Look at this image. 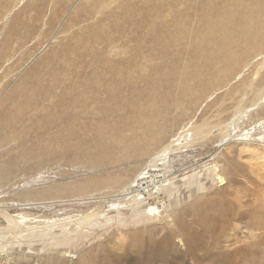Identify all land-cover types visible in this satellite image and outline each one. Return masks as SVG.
I'll list each match as a JSON object with an SVG mask.
<instances>
[{"label":"rangeland","instance_id":"obj_1","mask_svg":"<svg viewBox=\"0 0 264 264\" xmlns=\"http://www.w3.org/2000/svg\"><path fill=\"white\" fill-rule=\"evenodd\" d=\"M220 3L218 0H0V114L7 108L15 111L17 105L35 97V104L39 105L35 111L32 108L16 112L17 119L0 126V173L6 170L7 174L0 177V205L22 204L17 196L23 191L69 186L90 177L92 171L84 162L86 157H97L91 139L101 116L93 112L88 96L97 94L113 108L112 115H108L111 124L129 125L141 119L143 108L158 109L167 118V136L192 116L208 124L214 123L215 118L217 124L228 121L238 100L235 89L242 78L216 82L221 62L204 70L195 60L196 55L211 52L204 43L203 29L205 22L211 20L210 11L216 10V4ZM194 71H198V80L192 76ZM65 88H81L76 106L53 104L55 96L58 93L63 96ZM104 89H109L115 100L106 101L99 93ZM161 97L165 100L158 102ZM133 102L138 105L135 110L130 108ZM83 103L85 106H79ZM260 128L256 126L253 134L261 136L264 129ZM247 129L250 127L245 126L244 130ZM12 134L15 137L11 138ZM230 144V155L222 148L218 156L231 158L237 170L225 172L228 183L224 187L219 188L216 181L206 182L204 198H215L216 208L227 203L237 215H244L256 211L264 195V178L261 180L257 174V159L241 154L239 142ZM211 147L207 144L192 154L196 162L188 160L184 165L189 173L206 166L199 165ZM262 151L261 148L259 152ZM93 192H97L95 198ZM98 192L89 190L88 197L82 194L85 196L82 198L106 195ZM52 204L26 212L37 220H54V216L63 223L82 210L90 215L94 208L91 204L80 208L71 203ZM119 219H123L122 240L112 238L113 228L109 224L105 227L92 224L88 229H77L60 237L54 230L48 229V234H44L35 229L46 222L31 230L21 225L23 237L9 236L6 227L0 226V264H79L88 254L91 258L87 264H131L135 253L128 233L133 230L130 227L139 226L134 230L140 231L141 224L128 225L130 220L121 214ZM244 221L238 224L246 225ZM246 234L245 229L237 230L229 238L230 246L222 250L242 247L250 254L216 264H264V230L254 232L250 239L244 238ZM142 236L145 243L146 233ZM235 239L244 241L233 244Z\"/></svg>","mask_w":264,"mask_h":264},{"label":"bare ground","instance_id":"obj_2","mask_svg":"<svg viewBox=\"0 0 264 264\" xmlns=\"http://www.w3.org/2000/svg\"><path fill=\"white\" fill-rule=\"evenodd\" d=\"M218 1L221 3L216 4V10L210 11L211 20L205 22L203 29L204 43L211 52L205 56L196 55L195 60L204 70L221 62L222 66L216 71V79L219 77L216 82L242 78L235 89L238 100L229 120L217 124L215 118L214 123L208 124L200 119L197 121L195 116L188 117L185 124L167 136V118L158 109L143 108L141 119L129 125L111 124L108 115H112L113 108L99 99L97 94L88 96L86 99L94 106L93 112L101 116L91 139L97 157H86L84 162L92 174L88 179L69 186L53 185L43 190L23 191L24 193L19 191L17 197L22 204L0 205V226L6 227L9 236L23 237L25 234L20 231L21 225L31 230L44 222L46 225H39L35 229L42 230L44 234L54 230L59 237L77 229H88L92 224H100L101 227L109 224L113 228L112 238L122 240L121 231L124 229L120 226L123 221L119 219L121 214L130 220L128 225L132 222L133 226L141 224V232L139 229L134 230L139 227L136 226L130 227L133 230L128 233L135 253L131 264H216L250 254L247 248L242 247L233 251L222 249L230 246L227 245L229 238L237 230L245 229L246 239L253 238L254 232L264 230V195H260L256 211L244 215H237L227 203L216 208V199L208 198L209 196L204 198V195L207 192L206 182L212 184L216 181L220 188L228 183L225 181V172H236L237 166L231 158L218 156L222 148L230 155L228 147L231 142L242 145L241 154L257 159V174L261 180L264 178V133L261 136L253 134L256 126L264 129V0ZM192 76L198 80V71H194ZM80 90L81 88H65L63 96L58 93L53 104L60 106L62 103L66 108L76 106V96ZM99 93L106 101L115 100L109 89ZM35 98L17 105L15 111L11 108L3 111L0 114V126L17 119L16 112L22 113L32 108L35 111L39 106L35 104ZM160 100L165 99L161 97L158 102ZM82 105L85 106V103L79 106ZM130 108L135 110L138 105L133 102ZM245 126L250 129L244 130ZM13 137L15 135L12 134L11 138ZM108 139L113 141L108 142ZM207 144L212 145L211 150L199 165L206 166L189 173L184 165L188 160L195 161L197 158H193L192 154L205 148ZM258 147L263 151L259 152ZM177 160H181L179 164H176ZM5 172L0 173L1 178L7 176ZM97 173L100 174L95 175ZM181 175L183 176L180 177ZM89 190H99L107 196L97 199L82 198ZM96 194L92 193L94 198ZM37 200L41 201L33 202ZM94 200L98 201L93 202ZM55 201L59 205L71 203L79 208L91 204L94 208L90 215L82 210L63 223L53 215L52 219H56L41 221L30 217L26 212L53 206L52 202ZM221 201L223 200L219 202ZM153 219L154 223L148 224ZM242 219L246 225L243 222V226L238 224ZM144 233L147 236L145 243L142 238ZM158 233L161 235L154 240ZM243 241L235 239L233 244ZM90 258L89 254L82 257L79 264H87Z\"/></svg>","mask_w":264,"mask_h":264}]
</instances>
